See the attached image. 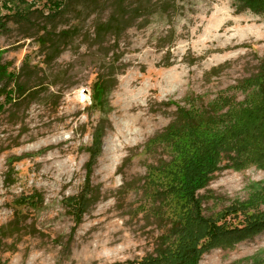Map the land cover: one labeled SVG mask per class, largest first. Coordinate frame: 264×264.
<instances>
[{
  "label": "rangeland",
  "instance_id": "374dc122",
  "mask_svg": "<svg viewBox=\"0 0 264 264\" xmlns=\"http://www.w3.org/2000/svg\"><path fill=\"white\" fill-rule=\"evenodd\" d=\"M170 1L166 13L151 7L118 38L98 40L108 0H0L1 64L17 75L10 88L23 86L12 103L0 96V230L16 215L24 220L2 240L1 264H114L152 254L162 229L138 208L147 170H161L181 149L192 154V135L170 134L179 108L261 107L253 78L264 66V0ZM113 74L105 115L91 109V97L98 78ZM103 117L109 128L92 147ZM220 160L197 190L206 216L264 184V168L250 158L236 168ZM89 169L97 201L77 219L74 199ZM178 174L170 169L152 184ZM198 264H264V232L205 250Z\"/></svg>",
  "mask_w": 264,
  "mask_h": 264
},
{
  "label": "trees",
  "instance_id": "16d2710c",
  "mask_svg": "<svg viewBox=\"0 0 264 264\" xmlns=\"http://www.w3.org/2000/svg\"><path fill=\"white\" fill-rule=\"evenodd\" d=\"M108 1L111 2L112 12L106 20L98 22L95 30L98 40L108 36L118 38L130 23L148 15L151 7L154 9L150 14L157 11L166 13L172 3L164 0L159 6L153 0ZM63 5L57 8L55 15L63 12L66 4ZM30 17L27 16L26 21ZM61 35L68 37L69 31ZM113 76L98 78L93 88L91 109L102 114L109 112V95L116 83ZM16 77L15 74H7V67L0 60V85L4 82L0 96H5V103L14 102L18 90L22 92L23 86L10 88ZM253 80L257 82L258 95L262 98L259 102L261 107L251 106L248 101L246 105L226 110L217 108L220 106L215 103L205 106L203 102L179 108L169 126L170 134L181 135V141L192 135V142L187 144L192 154H186L181 149L180 158L172 157L162 165L161 170L150 167L145 176V202L138 208L159 224L162 233L152 254L136 262L114 264H198L205 250L233 246L264 232V184L244 202L232 204L211 216L204 214L202 200L197 195V190L205 187L212 174L220 169V158L230 161L232 164L229 167L233 168L242 166L249 158L264 168V66ZM4 105L0 104L1 111ZM107 121L106 117L101 118L94 129L92 147L106 135L109 128ZM169 143L170 150L177 151L175 142L169 140ZM93 149L90 150L92 158L96 155ZM206 158H211L208 164H204ZM170 169L180 174L171 175L164 187L152 184L155 175L169 173ZM87 174L85 193L74 199L77 203L73 215L77 219H81L88 207L97 201L96 193L90 186L92 170L89 169ZM154 186L159 189L154 190ZM30 200L26 204H30ZM22 223L23 217L16 215L1 228L0 254L2 240L9 234L12 237L20 233Z\"/></svg>",
  "mask_w": 264,
  "mask_h": 264
}]
</instances>
